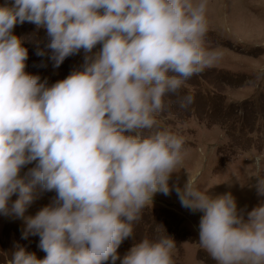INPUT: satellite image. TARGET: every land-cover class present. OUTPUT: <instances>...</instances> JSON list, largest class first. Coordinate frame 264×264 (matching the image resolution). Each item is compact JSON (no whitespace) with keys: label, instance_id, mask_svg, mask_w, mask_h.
<instances>
[{"label":"clouds","instance_id":"1","mask_svg":"<svg viewBox=\"0 0 264 264\" xmlns=\"http://www.w3.org/2000/svg\"><path fill=\"white\" fill-rule=\"evenodd\" d=\"M207 4L11 0L0 6V214L22 218L21 238L38 236L46 253L37 259L16 246L8 264H115L118 258L174 264L176 241L169 235L142 239L122 257L117 248L133 235L132 223L153 195L169 194V177L182 160V137L149 131L158 127L165 95L221 56L204 44ZM25 22L45 29L54 67L83 50L82 67L51 85L26 72L24 38L12 31ZM198 175L187 172L174 191L182 207L202 213L201 248L216 264H264V203L245 219L231 193L208 195ZM37 186L55 196L26 216ZM256 186L264 194V184Z\"/></svg>","mask_w":264,"mask_h":264},{"label":"rangeland","instance_id":"2","mask_svg":"<svg viewBox=\"0 0 264 264\" xmlns=\"http://www.w3.org/2000/svg\"><path fill=\"white\" fill-rule=\"evenodd\" d=\"M6 3L10 5L11 0H0V6ZM206 21L204 44L221 56L177 92L165 95L164 107L156 117L158 127L149 131L168 130L182 137V160L169 177V194L153 195L152 203L133 221V235L118 246V257L142 239L155 241L169 235L176 241L174 264H216L198 242L202 213L182 207L174 191L175 185L183 186L187 172L198 169L197 183L201 189L208 187L212 197L231 193L245 219L248 211L264 203V194L256 186L257 180L264 184V0H208ZM12 31L24 38L28 50L25 71L47 80L48 85L83 65L81 50L54 67L43 28L25 22ZM99 48L97 44L93 53ZM37 50L44 55H37ZM187 96L192 98L190 103L184 102ZM34 164L25 165L20 175ZM54 196L55 192L40 191L37 186L25 215H34ZM11 199H16L15 194ZM23 226L22 218L0 214V264H8L16 246L37 259L45 257L38 236L21 238ZM115 264H120L119 258Z\"/></svg>","mask_w":264,"mask_h":264}]
</instances>
